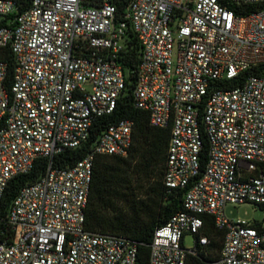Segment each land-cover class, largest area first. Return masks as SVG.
<instances>
[{
  "label": "built area",
  "instance_id": "built-area-1",
  "mask_svg": "<svg viewBox=\"0 0 264 264\" xmlns=\"http://www.w3.org/2000/svg\"><path fill=\"white\" fill-rule=\"evenodd\" d=\"M230 1L242 13L220 0H130L121 17L115 0H32L22 12L0 0V48L13 60L7 81L0 59V201L12 177L46 159L8 207L0 264H135L136 241L85 228L94 158L126 157L133 122L107 126L74 164H53L114 111L128 29L140 47L133 105L151 127L169 126L162 182L183 190L182 210L153 232L148 264L206 255L203 216L223 232L209 264H264V226L223 214L226 204L264 207V0Z\"/></svg>",
  "mask_w": 264,
  "mask_h": 264
},
{
  "label": "trees",
  "instance_id": "trees-1",
  "mask_svg": "<svg viewBox=\"0 0 264 264\" xmlns=\"http://www.w3.org/2000/svg\"><path fill=\"white\" fill-rule=\"evenodd\" d=\"M17 12L27 9L32 0H11ZM130 0H115L119 16L124 15ZM230 10L240 14L241 6L230 0H220ZM118 62L126 74L125 90L111 114L97 117L90 129L87 142L77 149H65L53 157L55 167H66L81 160L90 150L98 135L120 119L133 122L132 144L126 157L96 155L90 189L85 208V228L92 232L127 237L138 243L135 264H148L149 244L154 230L175 213L182 210L183 190L168 189L163 185L169 126L155 128L149 125L148 114L132 102V88L139 62V45L130 29ZM0 59L7 62V81L12 74L13 60L8 48H0ZM245 71L242 77L248 75ZM231 83H234L231 82ZM205 145L200 155L205 163ZM46 159L35 160L32 169L12 177L0 201V233L9 234L6 222L8 207L19 189L34 182L44 172ZM210 240L206 255L188 256L185 264H209L218 257L223 232L214 228L211 217L203 216Z\"/></svg>",
  "mask_w": 264,
  "mask_h": 264
},
{
  "label": "rangeland",
  "instance_id": "rangeland-1",
  "mask_svg": "<svg viewBox=\"0 0 264 264\" xmlns=\"http://www.w3.org/2000/svg\"><path fill=\"white\" fill-rule=\"evenodd\" d=\"M124 74L127 73L124 72ZM223 214L230 221L240 220L248 224H262L264 226V207L257 204H226L223 207ZM193 243V236L188 233L184 234L183 246L191 248Z\"/></svg>",
  "mask_w": 264,
  "mask_h": 264
}]
</instances>
